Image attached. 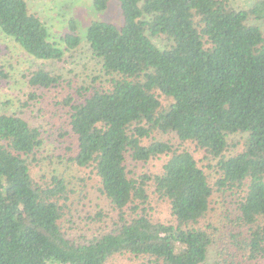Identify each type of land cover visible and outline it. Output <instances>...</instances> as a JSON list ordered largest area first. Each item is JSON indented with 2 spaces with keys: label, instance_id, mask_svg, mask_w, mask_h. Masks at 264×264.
I'll list each match as a JSON object with an SVG mask.
<instances>
[{
  "label": "trees",
  "instance_id": "1",
  "mask_svg": "<svg viewBox=\"0 0 264 264\" xmlns=\"http://www.w3.org/2000/svg\"><path fill=\"white\" fill-rule=\"evenodd\" d=\"M118 1L120 26L94 20L85 33L103 80L91 76L63 99L75 136L71 160L92 166L116 221L88 241L68 237L61 225L69 209L64 180L32 175L40 128L17 113H1L0 264H107L121 254L134 264H206L215 236L201 221L216 192L233 197L231 251L263 259L264 33L249 19L264 21V0L248 9L227 0ZM93 4L103 10L107 0ZM68 26L61 48L26 0H0V31L34 59L60 61L74 50L80 37L73 20ZM154 37L167 45L158 47ZM60 79L38 67L27 84L50 90ZM160 95L171 99L166 107ZM34 97L28 93L23 104ZM155 131L215 158L213 179L189 150L154 139ZM230 135L242 138L229 142ZM230 145L239 148L225 154ZM160 155H168L160 173L129 175L128 160ZM148 188L168 201L173 222L148 217Z\"/></svg>",
  "mask_w": 264,
  "mask_h": 264
},
{
  "label": "rangeland",
  "instance_id": "2",
  "mask_svg": "<svg viewBox=\"0 0 264 264\" xmlns=\"http://www.w3.org/2000/svg\"><path fill=\"white\" fill-rule=\"evenodd\" d=\"M235 8L248 9L257 0H227ZM31 12L37 14L45 23L50 41L56 42L61 48L62 36L69 31L68 22L73 20L80 37L79 45L72 51H67L60 61L34 59L0 31V114L17 113L25 117L30 125L40 128L43 144L36 153L32 165V175L35 180H48L51 175H58L64 180L69 191L66 202L68 212L62 230L76 241H88L103 232L110 230L117 218V210L99 191V179L92 166L79 167L71 160L75 152V136L69 131L67 122V107L63 99L74 94L76 88L91 81V76L101 75L99 63L94 59L85 41L87 27L94 20L108 21L120 26L122 15L118 0H107L105 9L98 10L93 0H26ZM256 23L264 33V21L249 19ZM154 43L163 48L167 45L164 37L152 38ZM38 67L59 74V85L50 90L34 89L28 86L27 78L31 71ZM103 78H97L100 82ZM33 92L34 98L24 105L28 93ZM162 107H166L171 99L160 95ZM154 139L169 140L172 145L189 150L198 164L204 169L211 181L214 177L216 159L195 148L189 141L180 142L172 133L155 131ZM241 135H230L229 142H237ZM147 143L148 140H144ZM239 146L230 145L225 154L236 151ZM168 155H160L147 162L128 160L129 175L147 173L155 175L161 172ZM209 166V168L207 167ZM45 176L46 178H43ZM46 181V182H48ZM148 200L145 205L148 217L154 222H173L169 212V203L160 199L151 188H148ZM227 192L213 194L212 209L201 225L210 226L209 232H214V243L211 246L206 264H264V258L246 260L235 251H231L228 232L235 224L234 204ZM97 213H100L99 215ZM100 216V217H98ZM71 220L67 222V220ZM212 232V233H213ZM211 233V234H212ZM137 260L125 254L111 258L107 264H134Z\"/></svg>",
  "mask_w": 264,
  "mask_h": 264
}]
</instances>
